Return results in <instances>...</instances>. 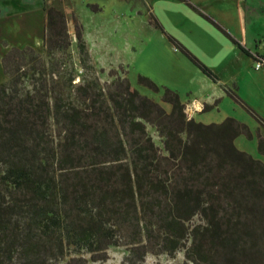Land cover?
<instances>
[{"label":"trees","instance_id":"obj_1","mask_svg":"<svg viewBox=\"0 0 264 264\" xmlns=\"http://www.w3.org/2000/svg\"><path fill=\"white\" fill-rule=\"evenodd\" d=\"M42 11L47 60L28 46L1 57L0 264L105 262L111 247L126 250L127 264L181 251L191 264L264 262V163L234 144L239 136L256 138L264 157V120L226 86L258 122L255 133L232 117L210 124L189 118L168 88L161 96L166 110L114 69L101 83L80 25L71 36L64 13ZM73 39L90 74L78 83L65 69ZM137 82L160 91L146 77Z\"/></svg>","mask_w":264,"mask_h":264},{"label":"rangeland","instance_id":"obj_2","mask_svg":"<svg viewBox=\"0 0 264 264\" xmlns=\"http://www.w3.org/2000/svg\"><path fill=\"white\" fill-rule=\"evenodd\" d=\"M202 1L2 0L0 83L6 80L1 74V55L10 47H31L47 60L42 47V8L51 6L64 13L71 36L75 24L82 28L91 64L101 83L110 80L108 72L114 69L119 75L128 78L132 88L160 103L166 110L170 107L161 102L164 88L179 95L189 118L194 115L197 121L210 124L220 123L226 117H232L246 124L251 132L255 133L258 122L231 99L221 86L236 89L239 98L264 120V68L256 71V61L233 45L224 33L225 31L237 41L223 25L229 23H220L202 9L204 4H208L212 10L218 0ZM224 1L218 3L220 5L217 8L214 7L215 12L233 7L231 0ZM89 5H96L98 10H93ZM227 12L224 13V20ZM201 13L211 16L220 28L204 18ZM169 37L209 68L219 79V84L205 77ZM253 48L252 46L251 49ZM69 52L70 58L65 64V69L74 76L75 83H78L82 81V77L90 74H86L80 65L74 39ZM251 53L260 54L261 50L258 48ZM138 76L150 79L160 91L153 93L139 85ZM204 105L212 108L198 114L197 110H202ZM147 130L154 142L160 146V139L155 130L151 127ZM234 144L237 149L251 156L259 155L256 138L248 140L239 136ZM107 253V261L88 264H127V252L123 247H111ZM143 264L191 263L185 261L181 251L174 257L166 254L147 255Z\"/></svg>","mask_w":264,"mask_h":264},{"label":"crops","instance_id":"obj_3","mask_svg":"<svg viewBox=\"0 0 264 264\" xmlns=\"http://www.w3.org/2000/svg\"><path fill=\"white\" fill-rule=\"evenodd\" d=\"M197 1H202V0H197ZM222 1L225 2L224 0H218V2H215L214 7L217 8L220 5L218 3H221ZM204 2L206 1L204 0ZM231 3L233 4V7L225 9V10L217 11V12H215L216 8L214 7L211 10L208 4H204L203 6L204 8L202 9H204V11L208 13V15H212L214 18L218 19L220 23L222 24L223 22L229 23V24H223V25L228 29L231 35H233L235 39H237V41L232 39L230 35L227 34L230 37L229 39L236 41L240 46H242L249 53V55H255V54H252L251 52L253 50H257L258 48L260 49L259 43L261 40L264 39V0H231ZM227 11H230V12H227ZM226 12L227 14L224 20L223 19L225 15L224 13ZM204 15L207 17H210L213 20L211 16H208L206 14ZM256 23H258V25ZM232 28H234V30H232ZM247 31H249L247 33L249 35L246 34ZM252 46L254 47L253 49H251ZM1 74H2V77H4L3 70ZM197 111H198L197 112L198 114L203 113L201 112V109ZM191 118L196 120V117L194 115ZM205 124H209V123H205ZM252 157L264 163L263 156L258 155V156H252ZM256 264H264V262L262 259H258Z\"/></svg>","mask_w":264,"mask_h":264},{"label":"built area","instance_id":"obj_4","mask_svg":"<svg viewBox=\"0 0 264 264\" xmlns=\"http://www.w3.org/2000/svg\"><path fill=\"white\" fill-rule=\"evenodd\" d=\"M261 53L259 54L260 57H257L255 59L256 65H255V70L259 71L262 68H264V39L260 41L259 43Z\"/></svg>","mask_w":264,"mask_h":264}]
</instances>
